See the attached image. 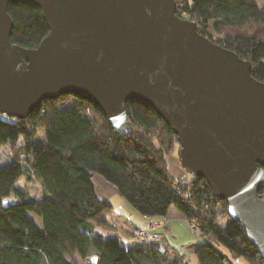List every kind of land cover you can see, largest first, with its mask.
Returning <instances> with one entry per match:
<instances>
[{
  "label": "trees",
  "instance_id": "16d2710c",
  "mask_svg": "<svg viewBox=\"0 0 264 264\" xmlns=\"http://www.w3.org/2000/svg\"><path fill=\"white\" fill-rule=\"evenodd\" d=\"M261 1L177 0L176 13L249 60L252 75L264 82ZM8 12L12 42L34 48L48 34L38 6L14 2ZM126 108L132 123L126 134L85 95L44 100L23 119L8 120L0 113V264H78L77 255L94 252L98 264H183L184 255L166 243L126 246L107 234L115 230L108 220L114 207L97 195L96 173L144 216L162 217L176 208L195 221L202 235L215 240L196 247L199 264H264L242 224L229 215L227 202L212 196L204 178L172 174L167 156L178 142L170 126L142 101L131 99ZM5 146L11 157L2 163ZM22 176L38 180L39 198L17 186Z\"/></svg>",
  "mask_w": 264,
  "mask_h": 264
},
{
  "label": "water",
  "instance_id": "95a60500",
  "mask_svg": "<svg viewBox=\"0 0 264 264\" xmlns=\"http://www.w3.org/2000/svg\"><path fill=\"white\" fill-rule=\"evenodd\" d=\"M38 6V46L12 42L14 2ZM177 0H0V113L23 119L44 100L85 95L121 134L127 102L170 126L182 167L228 204L264 257V82L249 60L176 13ZM98 264L99 256H94Z\"/></svg>",
  "mask_w": 264,
  "mask_h": 264
},
{
  "label": "rangeland",
  "instance_id": "374dc122",
  "mask_svg": "<svg viewBox=\"0 0 264 264\" xmlns=\"http://www.w3.org/2000/svg\"><path fill=\"white\" fill-rule=\"evenodd\" d=\"M260 5L263 6L264 5V1H261ZM214 39H216V38H214ZM3 117L5 119H8V120H13L14 119V117H9V116L4 115V114H3ZM179 151L180 150H179V143H178V145H176V148L174 149V151L172 153H174V155H177L179 157ZM171 154L169 155V159L171 157ZM10 157L11 156H10L9 146H5L2 149V160H1V162L2 163L10 162ZM179 160H180V158H179ZM185 171L187 172V176L188 177L192 176L191 172H189L188 170H185ZM97 175H100V174H97ZM17 186L20 187V188H23V189H27L29 191V193L31 195H33V197L39 198L40 195H41V185L38 182V180H36V179L27 180L25 178V176H22L17 181ZM119 197L121 198L122 201L124 200V202L123 203H118L117 200L115 199L114 202H116V206L117 207L114 210V212L108 218L110 222H113L114 224H117V225L120 224V218L121 217H120L119 213H121L123 216L124 215L129 216V214L127 213V212H129V210H128V208H126L124 206V203L128 207H130L131 209L134 208V206H132V204L130 202H128V200L125 197H123V196H119ZM8 198L12 199L13 195H10ZM30 214L32 216H34L37 221H40L39 218L36 216L35 212L32 211V212H30ZM186 225H188V229L187 230L185 228ZM186 225L183 226V227H179L177 229L178 230L177 233L174 234V237L176 235L175 238L172 237L170 239L169 236L167 234H165V231H163L164 232V236H165V242H166V240H169L170 245H172L173 250H175V252L173 251L175 254L184 255L185 261H184L183 264H199L197 256H196V254L194 252L195 247L199 246V245H201V244H203L204 242H207V241L215 242V240L212 237H210V236H205V235L199 236V235L193 234L192 231L189 228V224L186 223ZM87 257L86 258H81L79 255H77L78 264H87L86 263ZM243 264H245V263H243Z\"/></svg>",
  "mask_w": 264,
  "mask_h": 264
},
{
  "label": "crops",
  "instance_id": "0c3cea01",
  "mask_svg": "<svg viewBox=\"0 0 264 264\" xmlns=\"http://www.w3.org/2000/svg\"><path fill=\"white\" fill-rule=\"evenodd\" d=\"M167 161H168V166H169L170 171L176 178L183 179V180L190 179V177L187 176V172L182 167L179 157L177 155H174V153H172L170 159L168 155ZM93 180H94L97 195L102 199L110 200L113 204V207H114L113 212H114V210L117 207L116 202H114V200L116 199L118 203L124 202V200L122 201L121 198L119 197L121 195L118 193L116 187L113 184L107 182L102 176L97 175V174H94ZM124 206L128 208L129 212L127 213L129 214V216H126V215L123 216L121 213H119L120 217L123 220L120 218V224L118 225L109 221L111 224L115 226L114 231L119 232V234L123 236H126V235H129L130 229L133 226L147 227V220L144 215H142L140 212L138 213V211L135 208L131 209L125 203H124ZM167 215L169 217V222L167 223V226L164 229V231H165V234H167L169 238L171 239L172 237H174V234L177 233L178 231L177 229L179 227L185 226L186 223L189 224V220L186 219L176 208H171ZM37 222L40 224L41 219L40 221H37ZM185 228L187 230L188 225H186ZM112 232L113 231H108L107 233H112ZM166 244L169 250H171L172 252L173 251L175 252V250H173L172 248V245H170L169 240H166ZM184 261H185V258H184Z\"/></svg>",
  "mask_w": 264,
  "mask_h": 264
},
{
  "label": "built area",
  "instance_id": "2783aa9c",
  "mask_svg": "<svg viewBox=\"0 0 264 264\" xmlns=\"http://www.w3.org/2000/svg\"><path fill=\"white\" fill-rule=\"evenodd\" d=\"M145 218L147 220V227L133 226L130 230L129 235L123 236L116 231L107 234L122 239L126 246H129L132 243H166L163 231L166 228L167 223L169 222L168 215L162 217H154L149 215L145 216ZM189 227L192 233L199 236L202 235L201 229L195 221H189ZM97 255V253L89 255L86 259V263L93 264L92 259Z\"/></svg>",
  "mask_w": 264,
  "mask_h": 264
}]
</instances>
